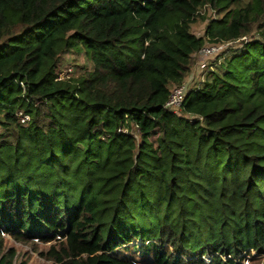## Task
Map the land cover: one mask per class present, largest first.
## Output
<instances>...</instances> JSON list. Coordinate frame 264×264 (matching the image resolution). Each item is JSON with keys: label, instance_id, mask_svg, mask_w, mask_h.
I'll return each mask as SVG.
<instances>
[{"label": "trees", "instance_id": "16d2710c", "mask_svg": "<svg viewBox=\"0 0 264 264\" xmlns=\"http://www.w3.org/2000/svg\"><path fill=\"white\" fill-rule=\"evenodd\" d=\"M253 29L164 107L202 47ZM71 50L92 69L57 80ZM4 234L57 236L52 264L262 258L264 0H0V251Z\"/></svg>", "mask_w": 264, "mask_h": 264}, {"label": "rangeland", "instance_id": "374dc122", "mask_svg": "<svg viewBox=\"0 0 264 264\" xmlns=\"http://www.w3.org/2000/svg\"><path fill=\"white\" fill-rule=\"evenodd\" d=\"M199 14H204L207 20L202 21L200 20V18H198L191 25L190 31L198 36H204L205 26L208 19L216 17L217 15L206 6L202 7L199 10ZM250 37H257V31H255V29H253L248 35H246L245 38H242L236 42L220 44L221 49L238 46V44L243 39H248ZM217 50H214L209 54H200V52L196 54L194 63L195 65L190 68V71L183 80L187 84V90L189 88L197 87L201 83L206 74L205 70L202 71V69L216 58L215 53L217 52ZM66 65L72 67L71 72L68 74L69 77H76L82 72L92 69L91 62L88 60L85 54L82 51L76 50H71L70 52L61 55L58 66L64 67ZM172 87L170 88V90L172 89ZM28 120L29 115L25 122H27ZM25 122L23 124H25ZM60 241L62 240H60L57 236L53 241L50 242H42L35 238L19 241L15 240L10 235L4 234L3 248L0 253L1 255H5L9 259L10 264H52V258L48 255L47 252L51 248V246H55V248L58 249ZM117 251L120 254H126L130 257L133 256L135 259L144 257V255L136 253L134 248H132V245H129L128 250L118 248ZM203 258L205 260L207 259L206 256H204ZM236 261L238 264H262L264 261V256L262 258H259V255H257L255 252H251L250 254L244 253V257Z\"/></svg>", "mask_w": 264, "mask_h": 264}, {"label": "built area", "instance_id": "2783aa9c", "mask_svg": "<svg viewBox=\"0 0 264 264\" xmlns=\"http://www.w3.org/2000/svg\"><path fill=\"white\" fill-rule=\"evenodd\" d=\"M221 48L220 44H210V45H205L200 49V54H209L212 53L214 50H219ZM217 50V51H218ZM71 72L70 67H63L60 69L56 70V79L60 80L63 79L67 73ZM187 91V84L183 81L178 85H174L172 89L170 90V93L168 95V98L166 100V103L164 105L165 108L170 109L172 112H175L176 114L179 111L180 106L182 105V102L184 101V96ZM17 116L20 120L21 123H24L28 115L23 113L22 111L17 112Z\"/></svg>", "mask_w": 264, "mask_h": 264}, {"label": "clouds", "instance_id": "9594fccd", "mask_svg": "<svg viewBox=\"0 0 264 264\" xmlns=\"http://www.w3.org/2000/svg\"><path fill=\"white\" fill-rule=\"evenodd\" d=\"M64 67H70L71 70H72V67H71V66L66 65V66H64ZM60 68H63V67H62V66H60V67L58 66V69H60ZM68 74H69V73H67V75H66L64 78H68V77H69ZM55 78H56V72H55ZM64 78H63V79H64ZM57 80H58V79H57ZM60 80H61V79H60ZM3 236H4V235H3ZM35 239H36V238H35ZM37 240H38V239H37Z\"/></svg>", "mask_w": 264, "mask_h": 264}]
</instances>
